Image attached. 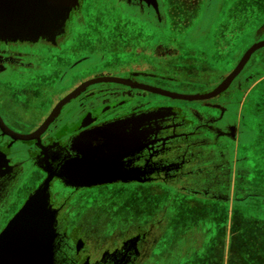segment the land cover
Segmentation results:
<instances>
[{
	"label": "flooded vegetation",
	"instance_id": "obj_1",
	"mask_svg": "<svg viewBox=\"0 0 264 264\" xmlns=\"http://www.w3.org/2000/svg\"><path fill=\"white\" fill-rule=\"evenodd\" d=\"M201 3L202 0H161L158 5L162 13L159 21L163 19L166 37L161 43L154 42L148 46V55L160 57L161 60L147 61L146 66L141 68L133 66L134 62L116 59V53L128 51L129 48L128 45H121L120 52H117L115 50L119 47L116 43L108 45L109 60L103 54L99 59L91 60L95 48L108 38L107 31L96 21H86V16L90 14L88 0H82L79 10L70 15L67 43L50 46L41 42H0V121L10 133H5L0 126V233L18 215L43 181L49 178V174L52 176L55 171H59L60 165L69 159V155L73 158L72 152L68 150L73 138L96 126L141 112L157 110L160 131L152 148L140 155L128 157L126 161L132 160L131 166L135 167L151 165L152 180L145 184L118 183L108 186H131V193L123 199L130 207L122 210L106 203L114 201L115 195L95 198L94 190L99 187L77 188L76 185L81 182L77 178L69 180V185L73 187H66L59 178L53 176L49 178V203L35 205L33 208L36 211L23 213L25 221L40 222L47 226L51 222L52 228L56 229L55 254L60 258L59 264L78 261L75 258H79L80 264H96L104 255L119 252L126 244L136 247L137 239L139 258L135 264H140L141 259L153 251L156 240L165 239L161 228L167 222L165 211L170 206L168 195L172 185L192 176H202L205 186H208L205 179H220L222 167L219 165L216 168L209 157L205 159L202 155L209 151L213 140L211 132L231 123V115L219 117L220 110L216 108L229 106L233 99L235 107H246L250 112L261 110L259 112L262 115L254 124L247 122L261 131L250 147L233 146L230 140L220 138V141L228 144L227 163L229 167L235 168L243 157L252 155L264 170V102H256V99H260L257 95L254 102L245 104L237 99L245 89L235 79L243 75L249 79V66L242 67L224 90L210 96L235 71L250 46L243 42L235 46L236 39L244 35L242 31L230 34L229 30L216 29L218 41L228 48L227 56L223 60H204L207 64V60H211L224 70L229 59L232 64L213 85H199L196 88L183 81L197 64L204 61L196 60L199 50L192 58L181 53L182 50L180 54L183 57L178 56L180 46L184 41H190V37L187 34L183 41L180 38L175 43L168 23L174 13L193 8L191 22L185 28L189 29ZM185 13L181 14V19ZM146 14L151 24L154 21L160 23L154 18L151 8ZM242 16L244 20V13ZM226 36L231 44H225ZM109 37L111 39L113 36ZM92 42L96 44L92 45ZM134 57L137 58V54ZM181 95L187 96L179 98ZM193 97L200 99L195 101ZM235 107L234 110L237 109ZM50 115L52 117L47 126L36 135ZM234 119L237 120V117ZM11 134L23 139H15ZM121 142L125 146L116 148V145H112L109 151L101 146L94 155L111 160L124 152L132 154L136 149L131 138L120 139ZM239 148L244 152L240 159L235 157ZM72 169L75 170V163ZM73 173L76 176L77 171ZM212 174L215 176L209 177ZM207 192L204 188L198 193L199 197L210 199L211 194L207 196ZM133 194L136 197L131 196ZM157 195H161L159 200L156 199ZM134 200L137 201L136 205L132 204ZM48 231L52 230L49 228Z\"/></svg>",
	"mask_w": 264,
	"mask_h": 264
},
{
	"label": "crops",
	"instance_id": "obj_2",
	"mask_svg": "<svg viewBox=\"0 0 264 264\" xmlns=\"http://www.w3.org/2000/svg\"><path fill=\"white\" fill-rule=\"evenodd\" d=\"M81 2L82 0H75V2L68 6L62 15L55 18L47 15L43 16L42 5L38 0H0V42H10L14 44H34L41 42L50 46H54L56 43H67L66 37L68 34L67 28L69 27L68 22L70 15L73 11L79 10ZM88 2L90 4V14L86 16L87 22L88 20L93 22L91 20L92 13L96 14L102 12V9H106V7L110 9V12L117 14L118 16H114L119 20L121 16L125 17V13L120 10V6L128 10L126 16L134 17L132 19L147 20L148 16L146 12L148 8L153 10L154 18L158 19V22H160L159 17L162 16L161 10L158 7L161 0H88ZM228 2L229 0H202L201 6L194 17L191 26L189 29H186L187 32L185 36L188 34L190 37L188 39L190 41H199L202 38L207 37L205 42H209L208 38L215 35L217 29L216 27L213 31L212 23L214 19L219 18L222 14L223 17L225 16ZM128 20L130 19H126V21ZM94 21L104 29L102 22L96 18H94ZM153 24L162 27L163 19L160 23H155L154 21ZM114 30L115 29L112 27V31ZM106 31V37L110 40L108 35L109 30ZM263 33L264 20L250 29L249 35L252 37L253 41L250 43L249 48L244 52L241 58V60L243 57L245 58L242 67L249 66L250 68V78L248 79L243 75L235 79V82L238 80L239 85L245 89L242 94L243 97L240 95V97L237 98L240 102L244 101V104L245 102H254L255 95H257L258 98L260 97V99H256V102H264ZM95 44L96 43L92 42V45ZM213 46V44L208 43V45H204V48L212 49ZM252 46H255L254 50L245 57L246 52L252 48ZM95 59L96 53L92 52L91 60ZM185 96L187 95H181L179 98ZM193 99L196 101L200 98L193 97ZM234 101L235 99L231 100L233 103L222 109L215 107L220 110L219 117L226 114L231 115V123H226L223 127L221 126L219 129H216L215 132H211V134H213V140L210 143L209 151L207 154L202 155L205 159H208L209 157V160H211L210 162L213 163L212 165H215L216 168H218L219 165L222 167L221 169L223 173L220 179H205L206 183H208V186H205L203 185L204 180L202 179V176H192L188 177L187 180L177 181V185L175 186L172 185L168 195V204L170 206L165 211V220H167V222L164 227L161 226L162 224L160 225L166 235L164 236L165 239L160 240L159 238L156 240L157 242L154 244V248H152L153 251L149 253L148 256L142 258L140 264H151L149 262L155 256L158 257V253L161 252L160 245L167 241V239H172L173 237L174 240L179 241L175 244V247L170 249L172 258L178 252L191 254L193 251L202 249L204 244L208 241L207 223L212 220V217L215 214V203L227 204L229 207V213L232 214L237 210L245 212L244 210L250 208V201L262 199L264 197L263 194L260 193V190L264 186V170L261 163L258 162L254 156L246 154L247 157H243L237 163L235 168H233V166L229 167L227 163L229 148L227 149L228 144L223 143L222 140H230L233 146L236 144L240 145V147L244 145L250 147L254 145L255 137H257L258 132L261 131L258 130L255 125L252 126L247 123L250 122L254 124L258 117L262 115V112H259L261 110L250 112L246 107H235L236 102ZM234 107L237 109L234 110ZM158 113L157 110L141 112L79 133L71 140L68 146V150L72 152L73 158L69 155V159L65 160L60 165L59 171H55L52 176L49 174V178L51 179V177L56 176L66 187H73L74 185H69V180H71V178H77L78 180H81V182L76 185L77 188L100 187L110 184L116 185L118 183L145 184L150 182L152 180L151 175L153 174L151 165L145 164L141 167H135L131 166L132 160L126 161V159L136 154L140 155L143 151L149 150L153 147V143L160 131V124L157 118ZM235 117H237V120L234 119ZM96 134H101V139L91 140L93 146H89L88 140L93 139L92 137ZM131 135H133V140ZM128 138H131L133 146L136 147L132 154L124 152L113 157L111 160H109V157L102 158L94 155L97 147L101 148L102 146L104 150L109 151L112 145H114V147L117 146L116 148L125 146L122 142L120 143V139L125 140ZM220 138L222 139L221 141ZM110 143L112 144L110 145ZM230 148L233 149L232 146ZM240 149L241 148L238 149V153L235 155L238 159H240L241 155H244V152ZM220 150H222L221 153L219 152ZM247 153L251 154L249 152ZM74 163L75 170L72 169ZM73 171H77L76 176H73ZM214 176L215 174H212L209 177ZM49 178L43 181V185L41 184L38 187H41L40 189L42 190L44 185H46V190L41 198V204L43 205L49 203ZM107 180H110L111 182H102ZM219 182L220 184H218ZM204 188L206 192L208 191L206 193L207 196L208 194H211L210 199L207 198V200H205L199 197L200 195L198 193ZM175 195H179V197H176ZM31 196H33V194ZM160 198L161 195L156 196L157 200ZM180 198L183 201L179 200ZM26 202L20 209L19 213L26 211ZM176 202H183V205H186L183 213L185 215L174 210L176 206H181ZM202 207L208 208L202 209ZM192 209L198 212V215L195 217L187 215ZM171 210L174 211V214ZM19 213L18 215H20ZM180 215V219L183 216H188L191 220L184 223L181 222L179 225L174 226L179 229L176 231L177 233L175 235H171L168 224L171 222V219L175 222ZM12 220H10L8 224ZM49 227L52 230L50 233L53 234L52 250L54 253V264H59L58 260H60V258L55 254V242L58 235L56 229L52 228L51 222H49ZM136 241V247L132 248V245L130 247L126 244L119 252L104 255L100 261L96 262V264H120L121 262L122 264H135L136 259L139 258V239ZM75 259L79 261V258ZM78 261L74 260L73 263L68 262L63 264H80Z\"/></svg>",
	"mask_w": 264,
	"mask_h": 264
},
{
	"label": "rangeland",
	"instance_id": "obj_3",
	"mask_svg": "<svg viewBox=\"0 0 264 264\" xmlns=\"http://www.w3.org/2000/svg\"><path fill=\"white\" fill-rule=\"evenodd\" d=\"M245 2V5H244ZM230 6V9L227 10L225 16H220L219 18L214 19L212 23L213 31L221 28L222 30H229L230 34L235 32L242 31L244 34L240 38L236 39L235 46L238 44H250L253 40L252 37L247 32L249 29H252L256 24L264 20V0H229L226 7ZM120 6V5H119ZM120 10L125 13V17L121 16L120 20L116 17L117 14L110 12V9H102V12L91 15V20L94 21V18L102 22L104 30H109L108 35L113 36L110 40L101 42V46L95 48L96 59L104 55L105 59L109 60L108 54L109 44L116 43L118 44L119 49L115 50L120 52L121 45H128V51L122 53H113L114 57L119 60L134 62L133 66L141 68L146 66L147 61L158 62L161 60L157 56L152 57L149 54V44L154 42H162L163 38L166 37V33L163 31V26L158 28L156 24H151L145 19H132L134 17L126 16L128 10L120 6ZM248 10V12H243ZM185 13V17L181 19V14ZM192 9H187V11L180 10L179 12L171 15L168 26H170V32L173 35L174 42L177 43V40L180 38L183 41V38L187 32L185 29L189 26L191 22V13ZM242 13H244L245 18L243 20ZM239 14V15H238ZM116 15V16H114ZM233 15V18H232ZM130 19L126 21V19ZM114 25V26H111ZM106 26V27H105ZM112 27L115 29L112 31ZM212 31V33H213ZM152 39L147 41L146 39ZM207 38V37H206ZM206 38H202L199 41H184L183 45L180 46L178 56L183 57L181 53L193 57L195 52L199 50L196 60H203L204 62L197 64L192 71H190L186 77L183 78L184 82H187L194 87H207L213 85L217 79L226 73L232 63L229 59V64H226V70L218 68L219 65L213 64L211 60H207L208 64L204 59L212 58L214 60H223L227 56L228 48L219 40V36L212 35L208 38L209 42H205ZM141 39L140 41H138ZM262 39H264V33L262 34ZM201 41V42H200ZM225 44H231L228 41V36L224 38ZM208 43L213 44L212 49L204 48V45ZM105 44V45H103ZM134 47L131 48L132 45ZM201 45V46H200ZM224 46V47H223ZM135 50L137 53H134ZM131 53V54H129ZM137 54V58L134 55ZM111 60V59H110ZM177 72V71H176ZM176 77H182L179 75H172ZM105 185L94 190V197L105 196V195H115L114 201L106 202L113 204L115 207L126 210L130 207V204L124 202L126 194L131 193V186L122 185V187H116L112 185ZM134 191V190H133ZM132 191V192H133ZM260 193L264 196V186L260 190ZM136 197L134 194L131 195ZM130 196V197H131ZM179 197V195H175ZM183 201L181 198L179 199ZM260 201V203H259ZM137 201L132 202L133 205H136ZM178 205L174 208L175 211H178L182 215L186 208V205H183V202H176ZM215 214L212 217V220L207 223L208 229V241L204 244L202 249L198 251H193L191 254L188 253H177L172 258L171 250L175 247L176 243L179 240L167 239L162 245H160V253L158 257L155 256L149 263L151 264H233L235 260H244V264L251 263L249 258L245 255H248L252 258H256L258 250L254 248L250 243V225H253L255 228L260 230L264 236V197L262 199L250 201V208L244 210L234 211L232 214L229 213V207L227 204L215 203ZM256 210V211H255ZM174 214V211L171 210ZM187 215L195 217L198 215V212L194 209L190 211ZM172 217V216H171ZM181 215L177 218L175 222L171 219L168 227H170V234L175 235L178 227L181 222H187L191 220L188 216H183L180 219ZM180 231V230H179ZM207 240V239H206ZM246 253V254H245ZM174 262V263H173ZM256 264V263H254Z\"/></svg>",
	"mask_w": 264,
	"mask_h": 264
},
{
	"label": "water",
	"instance_id": "obj_4",
	"mask_svg": "<svg viewBox=\"0 0 264 264\" xmlns=\"http://www.w3.org/2000/svg\"><path fill=\"white\" fill-rule=\"evenodd\" d=\"M42 5L43 16L59 17L68 8V6L75 2V0H38ZM43 18V17H42ZM53 20V19H52ZM255 46H252L246 54L254 50ZM243 60L236 67L235 71L231 73L218 87L213 91L210 96L224 90L235 76V74L242 68ZM52 115L47 121L39 128L35 133L40 134L47 126V123L51 119ZM0 126L5 133L10 134L0 121ZM34 134V135H35ZM12 135V134H11ZM15 139H23L22 137L12 135ZM93 139L88 140V145L91 144V140L101 139V134H96ZM104 138V137H103ZM97 146V145H96ZM100 147L95 149L99 150ZM96 155V154H95ZM98 157V155H96ZM111 182L110 180L102 181ZM43 185V184H42ZM41 188V187H40ZM38 190L31 196L26 202V211H36L33 208L35 205L42 203V196L46 190V185L41 190ZM32 206V207H31ZM24 211V212H26ZM19 213L14 220H12L7 227L0 233V264H54L53 253V234L48 231L50 228L44 223H31V221H25L23 213Z\"/></svg>",
	"mask_w": 264,
	"mask_h": 264
},
{
	"label": "trees",
	"instance_id": "obj_5",
	"mask_svg": "<svg viewBox=\"0 0 264 264\" xmlns=\"http://www.w3.org/2000/svg\"><path fill=\"white\" fill-rule=\"evenodd\" d=\"M174 3H177V1H174ZM249 227V232L251 235L250 238V243L251 245L254 246L255 249L258 250V254L256 258H252L248 255V253L245 255L246 257L249 258L250 262L249 264H264V236L260 230L255 228L253 225L248 226ZM233 264H244V260H235V263Z\"/></svg>",
	"mask_w": 264,
	"mask_h": 264
}]
</instances>
